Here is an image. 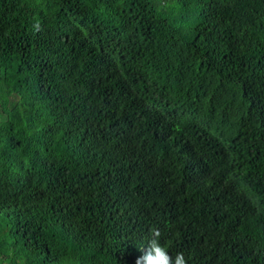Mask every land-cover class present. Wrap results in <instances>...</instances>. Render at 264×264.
<instances>
[{
    "label": "trees",
    "instance_id": "obj_1",
    "mask_svg": "<svg viewBox=\"0 0 264 264\" xmlns=\"http://www.w3.org/2000/svg\"><path fill=\"white\" fill-rule=\"evenodd\" d=\"M152 228L264 264V0H0V264H135Z\"/></svg>",
    "mask_w": 264,
    "mask_h": 264
},
{
    "label": "clouds",
    "instance_id": "obj_2",
    "mask_svg": "<svg viewBox=\"0 0 264 264\" xmlns=\"http://www.w3.org/2000/svg\"><path fill=\"white\" fill-rule=\"evenodd\" d=\"M172 0H154V4L157 6H169ZM36 30H39V24H35ZM108 54V53H105ZM89 60L96 58V54L87 57ZM103 67V66H100ZM110 74L105 75V78H109ZM49 113H53L52 110ZM60 170V169H59ZM20 172H17V174ZM161 232L158 228L150 229V237L147 240V244H141L134 249L133 257L135 264H187L185 256L182 252H178L175 257L169 255L166 248L160 243ZM132 257V258H133Z\"/></svg>",
    "mask_w": 264,
    "mask_h": 264
}]
</instances>
